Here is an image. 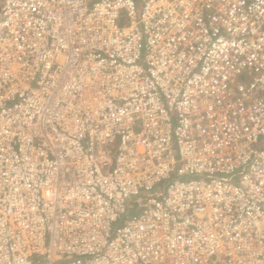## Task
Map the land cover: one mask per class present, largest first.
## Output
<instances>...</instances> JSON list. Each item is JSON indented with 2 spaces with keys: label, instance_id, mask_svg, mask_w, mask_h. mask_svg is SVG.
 <instances>
[{
  "label": "built area",
  "instance_id": "2783aa9c",
  "mask_svg": "<svg viewBox=\"0 0 264 264\" xmlns=\"http://www.w3.org/2000/svg\"><path fill=\"white\" fill-rule=\"evenodd\" d=\"M0 264H264V0H0Z\"/></svg>",
  "mask_w": 264,
  "mask_h": 264
}]
</instances>
